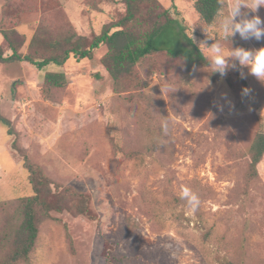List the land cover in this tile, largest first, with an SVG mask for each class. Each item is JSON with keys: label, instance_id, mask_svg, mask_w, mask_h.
<instances>
[{"label": "rangeland", "instance_id": "obj_1", "mask_svg": "<svg viewBox=\"0 0 264 264\" xmlns=\"http://www.w3.org/2000/svg\"><path fill=\"white\" fill-rule=\"evenodd\" d=\"M27 1L20 13L0 0L5 57L12 47L43 60L68 47L72 36L89 48L127 15L124 0ZM196 1L139 2L136 20L124 29L143 34L160 13L176 19L178 10L196 45L207 42L199 47L207 59L206 47L216 41L226 50L264 47V39L239 33L220 39L221 16L234 0H225L212 25L200 19ZM241 11L264 20V6ZM109 54L102 45L90 59L71 55L63 66L42 70L0 62V114L16 133L0 126V263L17 247L22 200L34 195L24 155L55 185L87 195L95 218L42 189L48 207L37 208L38 239L19 264H111L113 247L115 256L154 264H264V158L257 177L249 174L252 145L264 133V81L247 67L245 78L240 70L222 77L209 64L189 69L165 51L115 79L106 68ZM50 73L63 74V85L48 83ZM184 186L201 200L196 212L181 199Z\"/></svg>", "mask_w": 264, "mask_h": 264}, {"label": "trees", "instance_id": "obj_2", "mask_svg": "<svg viewBox=\"0 0 264 264\" xmlns=\"http://www.w3.org/2000/svg\"><path fill=\"white\" fill-rule=\"evenodd\" d=\"M8 7L19 8V12L27 6V0H5ZM127 6L126 17L114 25L117 30L114 32L106 31L91 43L89 48H83L78 41L74 42L72 36L64 49H59L58 54L49 58L38 60L30 55L19 54L11 47L13 54L5 57L0 49V62L23 63L27 62L37 66L40 70L50 66H63L73 55L77 60L90 59L93 52L99 49L102 45H108L110 54L106 62L107 71L110 75L119 79L124 74H130L133 68L141 63V61L155 53L165 51L172 57H182L189 69L195 66H207L208 59L203 51L193 42L186 31L184 18L180 17V12L176 10L177 18H171L169 12L165 11L159 14V21L152 27L140 35H135L124 29V26L130 22H134L137 17V6L139 2H157V0H124ZM225 0H197L195 10L200 19L207 25H212L217 19V10L222 12ZM176 9V8H175ZM21 13V12H20ZM164 19V20H163ZM171 34L173 36H171ZM5 40L7 35L4 34ZM39 39V35L34 37L32 46ZM173 45L169 46L168 42ZM166 44V45H165ZM46 80L48 83L60 87L65 81L63 74H47ZM0 126L8 128V134L14 136L15 130L12 122L0 114ZM13 148L22 153V149L18 148L17 141L13 143ZM23 166L29 172L30 183L33 186L34 195L22 200L23 218L19 226L20 234L16 249L10 257L0 264H19L27 261L31 252L35 248L39 230L37 227V208L48 207V204L42 200V189L47 188L50 192L56 195L67 196L76 203V212L79 215L87 216L94 220V216L90 209V198L87 195L77 192L73 188H64L55 185L49 181L43 173L35 166L30 164L29 159L23 155ZM264 158V133L257 135L252 148L249 162V174L251 178H256L258 175L259 165ZM47 190V191H48ZM113 247L110 251L111 264H154L152 261H145L142 257L115 256Z\"/></svg>", "mask_w": 264, "mask_h": 264}, {"label": "clouds", "instance_id": "obj_3", "mask_svg": "<svg viewBox=\"0 0 264 264\" xmlns=\"http://www.w3.org/2000/svg\"><path fill=\"white\" fill-rule=\"evenodd\" d=\"M261 6H264V0H234L230 5L228 15L221 16L220 10H217V15L221 16L218 29L220 39H229L237 33L244 40L254 38L259 41L264 39V20L259 15L251 17L248 14L243 15L241 11L242 8H250L255 12ZM237 17H241V19L237 20ZM208 38L211 39V36ZM191 39L196 43L193 36ZM205 45H207L206 41L201 42L199 47H205ZM206 48L208 50L209 66L213 68V73H219L223 77L229 70H240L241 78H245L242 68L247 67L249 74L260 81H264V47L259 49L237 47L226 50L219 41H216ZM236 62H238L240 68H238ZM248 93L249 89L245 88L243 94L247 95ZM162 128L165 133L168 132L169 124L167 120L162 122ZM181 199L187 201L192 212H196L201 204L198 194L187 186L182 187Z\"/></svg>", "mask_w": 264, "mask_h": 264}]
</instances>
